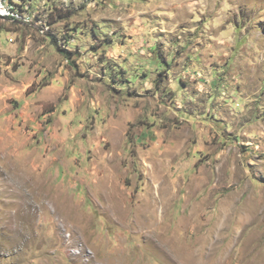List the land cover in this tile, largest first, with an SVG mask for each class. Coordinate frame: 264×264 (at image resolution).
Wrapping results in <instances>:
<instances>
[{
    "label": "rangeland",
    "instance_id": "obj_1",
    "mask_svg": "<svg viewBox=\"0 0 264 264\" xmlns=\"http://www.w3.org/2000/svg\"><path fill=\"white\" fill-rule=\"evenodd\" d=\"M28 2L0 17V264H264V0Z\"/></svg>",
    "mask_w": 264,
    "mask_h": 264
},
{
    "label": "trees",
    "instance_id": "obj_2",
    "mask_svg": "<svg viewBox=\"0 0 264 264\" xmlns=\"http://www.w3.org/2000/svg\"><path fill=\"white\" fill-rule=\"evenodd\" d=\"M12 3H16V5L17 6H19L21 9H23V7H24V4H20V3H18V2H15L14 0H10ZM23 3H27V4H29V6H31L32 4H31V2H28L29 0H21ZM57 9V10H56ZM63 8H56V7H54L53 8V10H55L54 11V13L55 12H59V14L62 12L61 10H62ZM28 11H29V13H30V15H31V17H33V12H32V9L31 8H29L28 9ZM67 10H65L64 12H66ZM53 11H51V13H49L48 14V16L47 17H50V16H53L54 15V13H52ZM56 14V13H55ZM60 17L61 18H66V17H68L67 16V13H65V14H60ZM34 18H36V19H39V17H36V16H34ZM12 20V19H11ZM12 21H16V22H21V21H18V20H12ZM23 23V22H22ZM31 23H34V19L33 18H31V22H27L26 24H31ZM51 22L49 21V18L47 19V21H45V24H43V27H45L46 25H48L49 26V29H48V32L49 31H53L52 30V28H51ZM75 30V28H67L65 31H63V32H61L60 34H56V33H54V34H52V33H50V35H52L53 36V39H54V41H56V44L60 47V49L63 51V52H67L68 54L66 55V57L69 59V60H71V55L73 54V52H76V50L78 49V46L77 45H75L74 47H73V45H72V43H73V31ZM47 32V33H48ZM93 32H94V34H95V37L97 38V39H99V35L97 34V32H96V30H93Z\"/></svg>",
    "mask_w": 264,
    "mask_h": 264
},
{
    "label": "built area",
    "instance_id": "obj_3",
    "mask_svg": "<svg viewBox=\"0 0 264 264\" xmlns=\"http://www.w3.org/2000/svg\"><path fill=\"white\" fill-rule=\"evenodd\" d=\"M20 4H24L23 9L12 3L10 0H0V17L4 19L18 20L23 23L31 22V15L28 11L29 4L23 3L21 0H14Z\"/></svg>",
    "mask_w": 264,
    "mask_h": 264
}]
</instances>
